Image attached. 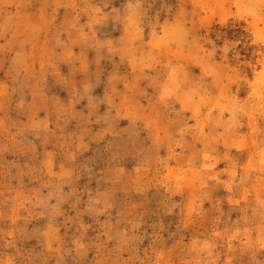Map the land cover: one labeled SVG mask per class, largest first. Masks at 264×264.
I'll return each mask as SVG.
<instances>
[{
	"label": "rangeland",
	"instance_id": "obj_1",
	"mask_svg": "<svg viewBox=\"0 0 264 264\" xmlns=\"http://www.w3.org/2000/svg\"><path fill=\"white\" fill-rule=\"evenodd\" d=\"M0 264H264V0H0Z\"/></svg>",
	"mask_w": 264,
	"mask_h": 264
}]
</instances>
